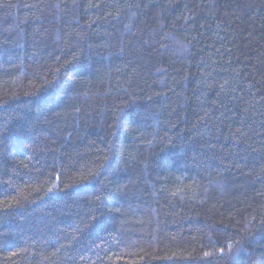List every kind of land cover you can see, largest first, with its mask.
I'll return each mask as SVG.
<instances>
[{
	"label": "trees",
	"instance_id": "16d2710c",
	"mask_svg": "<svg viewBox=\"0 0 264 264\" xmlns=\"http://www.w3.org/2000/svg\"><path fill=\"white\" fill-rule=\"evenodd\" d=\"M262 221L264 0H0V264H264Z\"/></svg>",
	"mask_w": 264,
	"mask_h": 264
},
{
	"label": "snow or ice",
	"instance_id": "6c2138e0",
	"mask_svg": "<svg viewBox=\"0 0 264 264\" xmlns=\"http://www.w3.org/2000/svg\"><path fill=\"white\" fill-rule=\"evenodd\" d=\"M137 6H139V5H137ZM217 51H218V50H217ZM207 75H208V76H211L212 73L209 72ZM227 83H228V81L225 80L224 84H227ZM224 84H220V85H219V88H220V91H221V92L224 91ZM201 85H203L204 87H206V88H208V89H211V88L215 87V85H214L212 82L205 83V81H203V80L200 81V83H199L197 86L200 87ZM233 91H235V89H233ZM49 191L51 192V189H49ZM262 223H264V221H262ZM222 251H223V249H221V252H222ZM205 255H206V256H211V253H206Z\"/></svg>",
	"mask_w": 264,
	"mask_h": 264
}]
</instances>
